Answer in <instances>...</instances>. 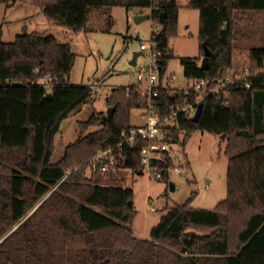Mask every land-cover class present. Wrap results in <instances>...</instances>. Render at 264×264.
Masks as SVG:
<instances>
[{
  "label": "trees",
  "instance_id": "1",
  "mask_svg": "<svg viewBox=\"0 0 264 264\" xmlns=\"http://www.w3.org/2000/svg\"><path fill=\"white\" fill-rule=\"evenodd\" d=\"M20 1L74 32L97 7L149 9L161 78L175 58L186 78L210 85L264 69V47L234 44L244 36L238 24L264 13V0H189L200 17L196 57L177 56L170 45L178 32L177 0ZM1 36L0 29V264H264V73L252 75L249 87L207 95L197 122L180 114L165 127L182 145L196 130L225 135L227 197L213 209L190 207V199L167 207L145 238L131 225L133 189L102 183L101 174L87 173V162L123 139L133 110L145 109L147 100L136 85L113 88L107 97L113 111L80 121L81 136L52 162L62 122L92 101V88L70 82L76 54L54 34L21 33L9 42ZM204 47L211 52L208 70L201 67ZM47 76L50 92L40 83ZM195 99L194 92L161 87L152 103L163 117ZM93 126L98 129L86 133ZM146 144L138 140L117 150L118 168L141 173ZM174 165L166 157L160 168ZM170 175L165 170L163 179Z\"/></svg>",
  "mask_w": 264,
  "mask_h": 264
},
{
  "label": "rangeland",
  "instance_id": "2",
  "mask_svg": "<svg viewBox=\"0 0 264 264\" xmlns=\"http://www.w3.org/2000/svg\"><path fill=\"white\" fill-rule=\"evenodd\" d=\"M14 1L16 4H11ZM177 1L181 5L178 32L170 38V45L177 56L196 57L200 53L199 11L186 6L187 0ZM142 13L150 11L123 6L97 7L92 10L86 27L74 32L50 21L32 3L0 1L2 40L13 41L14 33H23L24 26L28 27V33L54 34L60 42L70 44L76 54L70 82L92 88V101L62 122L52 162L59 161L66 146L81 136L80 121L87 120L95 112H108L107 97L113 88L138 84L137 68L130 61L136 52L142 51V43H152L151 33L155 27L152 19L135 21V16ZM254 16L253 21L259 17L260 22L247 24V27L240 23L251 38L235 41L237 47H264V13ZM143 52L144 55L138 57L139 62L148 64L150 49ZM170 76H175L169 85L173 89H185L190 85L178 58L169 62L165 78ZM142 115V109L133 110L131 124H142L145 121ZM96 129L95 126L90 127L86 133ZM170 145L171 156L180 171L173 172L168 180H154L127 168L106 171L114 176L98 172L104 184L133 189L137 213L131 225L138 235L145 238H150L152 227L159 222L167 207L184 204L190 199V207L213 209L227 197V142L221 135L196 130L185 145L176 142Z\"/></svg>",
  "mask_w": 264,
  "mask_h": 264
},
{
  "label": "built area",
  "instance_id": "3",
  "mask_svg": "<svg viewBox=\"0 0 264 264\" xmlns=\"http://www.w3.org/2000/svg\"><path fill=\"white\" fill-rule=\"evenodd\" d=\"M155 29V28H153ZM152 39V38H151ZM150 49L149 63H140L139 59L135 67L137 68V79L136 84L143 98L148 102V106L143 110V118L145 121L142 124L133 126L128 130L122 132L123 139L113 147L101 150L95 156H93L88 162L87 173H98L112 169L117 170L119 164V158L116 154L118 150L120 153L124 151L125 145L134 146L138 140L146 141L147 144L141 149L142 157V174H146L148 177L154 180H162L164 178V171L166 170L169 174L180 171V168L176 165L168 167L166 169L160 168L162 161L166 157L171 156V145L172 138L168 137V133L165 127L175 125V118L184 114L188 118H193L198 105L204 100L207 95L218 94L225 92L229 86L237 85L249 87L250 77L260 72L264 73V69L255 73H250L248 69L244 73L236 76L226 75L213 82L210 85L209 81L205 79H189L190 84L185 89H179L186 95L194 92L196 99L193 102H187L184 105H177L172 113L161 117L153 106V99L159 94L161 87L171 88L169 85L173 81L175 76L165 78L162 77V71L159 64V57L161 51L158 50L156 42L152 39L151 44L142 43L141 50L146 51ZM52 77L47 76L40 80L47 92L52 89ZM173 89V88H171ZM129 90V88H128ZM111 94V93H110ZM109 94V95H110ZM108 95V96H109Z\"/></svg>",
  "mask_w": 264,
  "mask_h": 264
},
{
  "label": "water",
  "instance_id": "4",
  "mask_svg": "<svg viewBox=\"0 0 264 264\" xmlns=\"http://www.w3.org/2000/svg\"><path fill=\"white\" fill-rule=\"evenodd\" d=\"M146 19H151V13H142V14H138L135 16V21L137 23L143 21V20H146ZM23 33H28V27L27 26H24L23 28ZM205 48V55L202 59V62H201V67L204 69V70H208L209 69V66H210V56H211V52L209 51V49L207 47H204ZM141 55H144V52L143 51H140V52H136L132 58V60L130 61V64L135 66L136 63H137V60H138V57L141 56ZM202 110H203V103L201 102L199 105H198V108H197V111L193 117V120L195 122H197L199 119H200V116L202 114ZM110 113L113 111V108H109L108 110ZM223 138H225V135L222 136ZM171 188H174V185L171 184Z\"/></svg>",
  "mask_w": 264,
  "mask_h": 264
},
{
  "label": "crops",
  "instance_id": "5",
  "mask_svg": "<svg viewBox=\"0 0 264 264\" xmlns=\"http://www.w3.org/2000/svg\"><path fill=\"white\" fill-rule=\"evenodd\" d=\"M0 1H2V0H0ZM4 1V0H3ZM10 2V1H9ZM188 3H189V0H187V3H186V6L188 5ZM9 4V3H8ZM11 4H16V1H14V2H12ZM147 10H149V9H147ZM150 11V10H149ZM92 13V12H91ZM256 13H252V14H250L251 15V17L249 18V20L248 19H246V20H243V22L241 23L242 25H244V24H246L245 26L247 27V24H250V25H252L254 22H260V20H259V17H258V19H257V21H253V20H255V17L256 16H254L253 17V15H255ZM90 19V18H89ZM89 23V22H88ZM238 24V26H240L241 24ZM240 26V27H238L237 26V30H238V32H240V31H242V32H240V34H243L244 36H242V37H240L238 40H242V41H245L246 39H249V38H251V35H249L248 33H247V31L245 30V29H243V27L245 28V26ZM1 31H2V29H1ZM67 31H70V30H67ZM21 34V33H20ZM2 35V34H1ZM17 35H19V33H14V36L16 37ZM15 37H14V39H15ZM237 41V40H236ZM189 57V56H188ZM191 57V56H190ZM116 172V171H115ZM102 174L103 175H105V174H107V175H112V176H114L113 174H111V173H107L106 171H103L102 172Z\"/></svg>",
  "mask_w": 264,
  "mask_h": 264
}]
</instances>
